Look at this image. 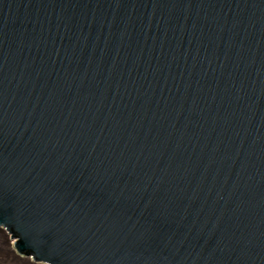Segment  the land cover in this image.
<instances>
[{
	"label": "water",
	"instance_id": "obj_1",
	"mask_svg": "<svg viewBox=\"0 0 264 264\" xmlns=\"http://www.w3.org/2000/svg\"><path fill=\"white\" fill-rule=\"evenodd\" d=\"M0 226L45 264H264V0H0Z\"/></svg>",
	"mask_w": 264,
	"mask_h": 264
},
{
	"label": "rangeland",
	"instance_id": "obj_2",
	"mask_svg": "<svg viewBox=\"0 0 264 264\" xmlns=\"http://www.w3.org/2000/svg\"><path fill=\"white\" fill-rule=\"evenodd\" d=\"M11 234L0 226V264H45L36 262L32 257H24L15 249Z\"/></svg>",
	"mask_w": 264,
	"mask_h": 264
}]
</instances>
